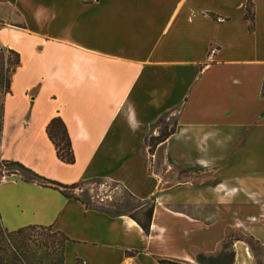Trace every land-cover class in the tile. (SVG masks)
<instances>
[{
  "label": "crops",
  "instance_id": "1",
  "mask_svg": "<svg viewBox=\"0 0 264 264\" xmlns=\"http://www.w3.org/2000/svg\"><path fill=\"white\" fill-rule=\"evenodd\" d=\"M248 2L0 0V48L21 56L11 92L0 91V160L66 185L117 183L137 207L155 201L146 234L128 214L11 175L3 225L63 233V264H202L229 234L264 247V0H252L253 29ZM166 113L177 125L152 154ZM57 116L74 163L48 136ZM158 150L168 171L154 168ZM229 251L232 264H258L243 240Z\"/></svg>",
  "mask_w": 264,
  "mask_h": 264
},
{
  "label": "trees",
  "instance_id": "2",
  "mask_svg": "<svg viewBox=\"0 0 264 264\" xmlns=\"http://www.w3.org/2000/svg\"><path fill=\"white\" fill-rule=\"evenodd\" d=\"M254 17L253 2L252 0H249L246 8V18L252 23L251 29H253ZM20 63L21 56L19 52L10 48H0V91L4 95L11 92L13 75L17 71ZM168 115L170 114L166 113L162 115L156 122L155 126L157 127L159 124L163 123ZM176 125L177 119L173 117L172 126L168 131H164L158 135H152L150 137V153L153 154L156 151L157 146L167 140L171 133L174 132ZM47 133L56 147L58 157L66 163H74L75 156L72 148L71 138L65 122L60 116L54 117L49 122L47 125ZM158 156H160V150L157 151V163L160 164L161 159ZM0 163H2L5 167L13 168L15 173L22 172L26 179L36 180L45 186H50L60 190L68 197H74L87 205L89 204L88 201H85L79 196L72 195L68 192L75 189L78 186L77 183L66 185L47 179L43 176H40L35 171L28 168L19 161L0 160ZM154 205V200L149 201L145 205L137 207L133 213L128 214L142 227L146 234L150 233ZM48 229L53 228L43 225H28L16 230H9L3 225L0 214V264H41L37 249L41 248L44 243L42 242V239L39 240V236L42 237V233L39 232V230L43 231ZM62 235L64 234L62 233ZM64 237L67 241L68 237L65 235ZM234 239L247 242L254 251L258 259V264H264V261L260 260L256 253V245H260L259 242H257L253 237H234L232 234L227 236V239L223 245V251L219 255L216 257H205L203 255H199L198 261L202 264H232L234 261V253L229 251V248L231 246L232 240ZM159 263L180 264L167 259H159Z\"/></svg>",
  "mask_w": 264,
  "mask_h": 264
},
{
  "label": "rangeland",
  "instance_id": "3",
  "mask_svg": "<svg viewBox=\"0 0 264 264\" xmlns=\"http://www.w3.org/2000/svg\"><path fill=\"white\" fill-rule=\"evenodd\" d=\"M172 123L173 116L168 115L163 123L155 127V130L158 131L157 135L161 132L168 131L172 126ZM162 156L163 157L161 158L160 165H157V160H155L154 168H159L160 172L163 170L168 171L169 166L165 162L163 153ZM170 172L173 173V175H176L178 178H183L185 177L183 173L186 171L175 167L174 165L173 169H170ZM11 175L24 176L22 172L15 173L13 168L5 167L2 163H0V182L4 178ZM68 192L72 195L79 196L85 201H88L90 206L102 208L117 214L133 213L138 206L137 199L131 196V194H129L122 186L111 181H81L78 183V186L75 189ZM39 232L42 233V237L39 236V240L42 239V242L44 243L41 248L37 249L41 264H63L64 248L67 242L64 235L54 229L43 231L39 230ZM233 236L239 237L241 235L233 234ZM256 253L258 258L264 261V247L261 245H256Z\"/></svg>",
  "mask_w": 264,
  "mask_h": 264
},
{
  "label": "built area",
  "instance_id": "4",
  "mask_svg": "<svg viewBox=\"0 0 264 264\" xmlns=\"http://www.w3.org/2000/svg\"><path fill=\"white\" fill-rule=\"evenodd\" d=\"M152 156H153V158H154L155 155H152Z\"/></svg>",
  "mask_w": 264,
  "mask_h": 264
}]
</instances>
